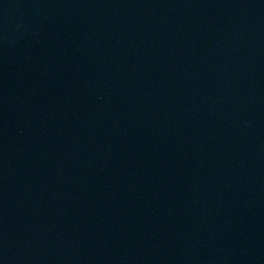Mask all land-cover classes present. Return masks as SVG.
<instances>
[{
  "label": "water",
  "instance_id": "1",
  "mask_svg": "<svg viewBox=\"0 0 264 264\" xmlns=\"http://www.w3.org/2000/svg\"><path fill=\"white\" fill-rule=\"evenodd\" d=\"M0 264H264V0H0Z\"/></svg>",
  "mask_w": 264,
  "mask_h": 264
}]
</instances>
